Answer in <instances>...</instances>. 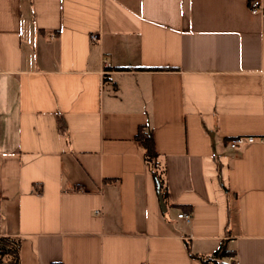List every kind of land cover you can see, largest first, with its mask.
Segmentation results:
<instances>
[{
    "label": "crops",
    "instance_id": "0c3cea01",
    "mask_svg": "<svg viewBox=\"0 0 264 264\" xmlns=\"http://www.w3.org/2000/svg\"><path fill=\"white\" fill-rule=\"evenodd\" d=\"M248 3L0 0V237L20 264H215L193 255L222 245V264H264V18Z\"/></svg>",
    "mask_w": 264,
    "mask_h": 264
},
{
    "label": "trees",
    "instance_id": "16d2710c",
    "mask_svg": "<svg viewBox=\"0 0 264 264\" xmlns=\"http://www.w3.org/2000/svg\"><path fill=\"white\" fill-rule=\"evenodd\" d=\"M61 130H64V126L61 125ZM144 128H140L138 137L143 143V146L146 151V160L153 166L158 168V153L155 149V142L153 139L152 134L145 137V134L143 133ZM158 182L161 185V188H163V180L162 177L157 174L156 175ZM19 249H20V241L16 239H11L7 237H0V264H20L19 259ZM235 253L228 252L226 250L225 246H221L213 256L210 258L205 257H197L193 255V257L200 259L204 263H215V264H222V259L227 257H233ZM220 259V260H218ZM232 264H235L234 261L231 262Z\"/></svg>",
    "mask_w": 264,
    "mask_h": 264
},
{
    "label": "built area",
    "instance_id": "2783aa9c",
    "mask_svg": "<svg viewBox=\"0 0 264 264\" xmlns=\"http://www.w3.org/2000/svg\"><path fill=\"white\" fill-rule=\"evenodd\" d=\"M249 11L252 15L260 16L264 18V0H249L248 3ZM99 37L97 35L92 36V41H98ZM107 61L104 60V64ZM257 141L254 137H238L236 139L231 140L228 145L231 149L238 150L242 149L247 145L253 144ZM99 211H96L98 214ZM180 219H185L187 222H190L192 219L191 214L182 213L178 216Z\"/></svg>",
    "mask_w": 264,
    "mask_h": 264
},
{
    "label": "water",
    "instance_id": "95a60500",
    "mask_svg": "<svg viewBox=\"0 0 264 264\" xmlns=\"http://www.w3.org/2000/svg\"><path fill=\"white\" fill-rule=\"evenodd\" d=\"M224 264H230V263H224Z\"/></svg>",
    "mask_w": 264,
    "mask_h": 264
}]
</instances>
